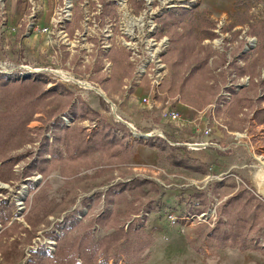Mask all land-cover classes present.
I'll use <instances>...</instances> for the list:
<instances>
[{"label": "rangeland", "instance_id": "rangeland-1", "mask_svg": "<svg viewBox=\"0 0 264 264\" xmlns=\"http://www.w3.org/2000/svg\"><path fill=\"white\" fill-rule=\"evenodd\" d=\"M206 1L218 0H0V73L15 79L40 75L47 87L61 83L73 93L71 102L51 117L36 113L28 124L30 141L12 152L24 154L13 166L14 179H0L4 218L29 229L27 215L40 221L32 242L21 244L27 257L19 264H27L30 251L40 245L55 256L61 235L57 225L65 216L79 223L73 229L77 233L104 211L112 184L134 178L159 187L155 208L137 215L148 217L145 229L154 236L141 264H264L259 249L220 246L196 232L198 226L218 223L223 203L241 184L257 186L255 163L264 157V122L254 116L255 108L264 110L259 100L264 46L251 33L264 0H237L222 18H215ZM206 27L214 38L206 35ZM58 69L76 80L65 79ZM155 74L160 83L153 80ZM140 81L151 87L149 95L137 96ZM79 99L98 114L86 110L82 117ZM171 110L179 117L172 118ZM103 128L133 144L134 155L97 149L70 157L62 146L66 131H82L89 138ZM142 147L157 153L154 161L136 158ZM170 148L198 162L192 168L177 165ZM44 164L47 171L41 173ZM227 179L236 180L237 188L217 185ZM1 220L0 214V231ZM92 231L100 238L115 228L93 222ZM258 238L264 248V234Z\"/></svg>", "mask_w": 264, "mask_h": 264}, {"label": "trees", "instance_id": "trees-1", "mask_svg": "<svg viewBox=\"0 0 264 264\" xmlns=\"http://www.w3.org/2000/svg\"><path fill=\"white\" fill-rule=\"evenodd\" d=\"M186 11L187 9H183V12ZM177 20L183 22L185 17L179 15ZM205 33L208 37H215L210 27L205 28ZM251 33L257 36L264 46V20L252 22ZM230 89L233 90L232 87ZM72 96L73 93L61 83L47 87L46 81L40 75L15 79L0 73V179H14L13 166L24 154L13 155L12 152L30 141L28 124L36 113L46 111L51 117L62 111L71 102ZM259 100L264 101V93ZM78 102L82 117L87 116L86 110L88 114H98L84 100L79 99ZM48 107L50 109L47 110ZM263 112L261 108L254 110V116L260 122H264V119H261ZM81 132L70 135L66 131L61 138L62 146L70 157H81L97 149L110 151L112 155H134L136 152L133 144L119 139L109 128L97 130L89 138ZM170 149L176 157L177 165L192 168V165L198 162L190 156L181 157L176 154L174 148ZM53 155H56L55 151ZM46 171L47 165L44 164L40 167V172ZM106 182L108 180L97 185ZM217 185L237 188L234 179L222 180ZM126 192L133 196L132 200L128 199ZM158 193V184L147 179L134 178L112 184L105 194L106 207L93 222L114 227L115 232L96 238L91 221L74 233L73 229L79 223L75 219L71 221L73 216H65L64 224L57 225L61 229V235L58 237L55 256H51L44 246L40 245L37 250L30 251L31 256L27 264H109L110 260L114 261L113 264H141L149 257L146 250L153 244L154 236L145 229L148 217L141 218L137 215L142 210L150 211L155 208L152 203ZM232 193L221 207L222 217L218 223L212 228L198 226V237L214 240L220 246L237 247L241 250L259 249L264 253V248L258 240L259 234H264V199L257 194L250 182L241 184ZM0 214L3 225L0 240L4 241L0 251L4 264H19L27 257L25 247L21 244L32 242L36 234L35 227L40 221H34L33 214L27 215L26 220L31 225L29 229L22 223L10 222L9 218L5 219L3 214ZM120 217H124V220ZM250 233H256L257 237H250ZM190 243L196 250H201L195 246L194 239H190Z\"/></svg>", "mask_w": 264, "mask_h": 264}, {"label": "crops", "instance_id": "crops-1", "mask_svg": "<svg viewBox=\"0 0 264 264\" xmlns=\"http://www.w3.org/2000/svg\"><path fill=\"white\" fill-rule=\"evenodd\" d=\"M236 1L237 0H218L216 3L217 5L215 3L212 2L210 3L207 1L204 3L208 4V6L213 10L216 16L215 18H219V17L222 18V17H226L234 9V3ZM258 18L264 20V11L263 14L260 15ZM135 88L138 97H140L141 95H149L151 91V87L149 85L148 86L144 85L143 81L141 82V84L139 83L138 85H135ZM99 98H100L99 95H96L94 96L93 99L96 100V102H99L98 101ZM95 108L98 110L97 106H95ZM138 120H139L138 117H136L135 122H138ZM155 156H157V153L155 151L146 149L145 147H142L141 149L139 148L136 153V158L138 157L147 162L154 161Z\"/></svg>", "mask_w": 264, "mask_h": 264}, {"label": "bare ground", "instance_id": "bare-ground-1", "mask_svg": "<svg viewBox=\"0 0 264 264\" xmlns=\"http://www.w3.org/2000/svg\"><path fill=\"white\" fill-rule=\"evenodd\" d=\"M145 66V65H144ZM56 72L60 75H62L65 79L67 80H76L75 79V76L74 74L70 73V71H66V70H63V69H58L56 70ZM77 78V77H76ZM79 80V79H78ZM81 82V85L82 83L85 85H88V86H91L90 83H87V82H84L81 81V79L79 80ZM78 83V82H77ZM80 85V86H81ZM83 86V85H82ZM96 89L99 91V92H102V90L100 88H97ZM115 108V107H114ZM194 145H197L196 143L193 144ZM255 167H256V170L253 172V178L254 180L256 181L257 183V186H259V184L262 182L263 178H264V157L263 156H259L258 160L256 161L255 163Z\"/></svg>", "mask_w": 264, "mask_h": 264}, {"label": "built area", "instance_id": "built-area-1", "mask_svg": "<svg viewBox=\"0 0 264 264\" xmlns=\"http://www.w3.org/2000/svg\"><path fill=\"white\" fill-rule=\"evenodd\" d=\"M152 56H157V53L156 54H152ZM30 72H32V73H36V72H40L41 71V69L40 68H27ZM140 72H144V71H146V67H144V69H142V67L140 68V70H139ZM154 77V81L155 82H157V83H160V78H159V75H154L153 76ZM170 116L172 117V118H177V117H179V113L177 112V111H175V110H171L170 111ZM63 117V119H65V120H67V122H69V119L66 117V116H62ZM65 122V121H64ZM205 214L206 213H201V216H205Z\"/></svg>", "mask_w": 264, "mask_h": 264}, {"label": "water", "instance_id": "water-1", "mask_svg": "<svg viewBox=\"0 0 264 264\" xmlns=\"http://www.w3.org/2000/svg\"><path fill=\"white\" fill-rule=\"evenodd\" d=\"M254 187H255L257 194L260 195L264 199V178L262 182L259 184V186L254 185Z\"/></svg>", "mask_w": 264, "mask_h": 264}]
</instances>
